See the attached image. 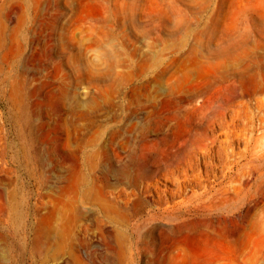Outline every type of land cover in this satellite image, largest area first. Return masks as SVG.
<instances>
[{
	"label": "rangeland",
	"instance_id": "obj_1",
	"mask_svg": "<svg viewBox=\"0 0 264 264\" xmlns=\"http://www.w3.org/2000/svg\"><path fill=\"white\" fill-rule=\"evenodd\" d=\"M28 1L31 5L25 8L26 21L22 20L18 25L21 18L14 13L8 21L9 28L0 29V41L5 44L7 53L4 59L6 72H1L0 76V192H3L0 205L6 204L10 208L9 214L0 208L1 264H108L102 239L99 251L91 253L88 202L84 195V202L79 204L75 187L76 178L82 182L87 179L86 152L97 128V124H91V110L99 108L93 113L98 124H106L107 116L112 112L106 101L101 106L94 97L104 98L115 94L114 91H134L141 69L147 68L145 63H149L163 46L168 50L159 69L167 65L170 69L160 76L152 74L149 88L154 89L157 83L161 88L169 83H173L174 89L201 87L216 105L207 102L202 104L206 108L198 107V111L208 113L210 109H218L219 104L228 103L230 109H237L239 116L230 126L237 135L231 137V144H223L222 154L233 149L228 156L237 168L248 162L252 171L250 189L246 199L242 193L212 206L205 201L195 207L175 210L169 205L179 197L167 193V202L159 208L149 203L144 211L133 216L126 228L129 238L126 242L136 245L151 224L166 226L184 215L212 217L232 227V220L240 217L248 205L246 200L251 201L254 217L264 214V0H37V10H34L33 0ZM15 24L18 25L17 32L12 29ZM199 38L203 43L210 39L217 49L204 56L189 55L186 49ZM106 49L114 52L107 58L112 56V59L120 60L111 74L108 73V61L105 64L102 58ZM188 64L194 66V74L185 72ZM22 67L26 68L29 80V115L8 102L4 93L7 85L3 79L7 76L12 79ZM118 72L120 81H114ZM151 73L152 70L147 68L143 74L151 77ZM119 100L114 105L117 112L126 102ZM142 110L134 108L138 113ZM246 114L250 117V126L245 134ZM229 117L230 112L226 119ZM179 128L183 129V124ZM202 131L209 143L215 137L216 145L227 138L220 135L224 128L218 123ZM106 136L104 134L102 142L108 146ZM202 138L201 134L188 136V140L183 137V147L187 143L200 145ZM247 143L250 151L245 154ZM178 149L174 147L172 152ZM197 156L199 161L195 168L203 171L206 164L202 155ZM211 161L221 163L217 151ZM215 171L221 174L220 169ZM155 179L167 191L176 188L174 180H167L162 175ZM77 204L82 212L76 219ZM155 235L160 243L158 233ZM36 240L35 253L31 250ZM250 254L251 264L256 258L255 264H264V231L254 232ZM170 258L149 251H126L121 259L122 264H162L163 259ZM113 263L121 264L119 261Z\"/></svg>",
	"mask_w": 264,
	"mask_h": 264
},
{
	"label": "bare ground",
	"instance_id": "obj_2",
	"mask_svg": "<svg viewBox=\"0 0 264 264\" xmlns=\"http://www.w3.org/2000/svg\"><path fill=\"white\" fill-rule=\"evenodd\" d=\"M35 1L37 0H33L34 3ZM28 2V0H0V29L5 31L9 28L8 21H10L14 13L21 18L17 21L18 25L21 24L22 20L26 21L27 13L25 12V8L26 5L27 7L31 5ZM38 6V3L33 4L34 10H37ZM17 26L16 24L12 26V29L16 32ZM202 41L201 38H199L191 45L188 43L189 47L186 49L188 54L204 56L205 53L212 54L213 51L217 49V47L211 45L209 42L210 39L207 43H203ZM170 49L173 50L171 47ZM228 49L229 48H227V50ZM235 49L237 50L236 47ZM166 50H168V47L163 46L156 56H152L153 61L151 60L149 63L146 61L147 63H145L144 67L152 70L151 77L147 74H143L147 68H142L139 73L140 76L138 75L139 77L136 78V89L134 91H114L115 94L110 96L106 95L104 98H101L100 95L94 97V101L101 106L102 103L106 101L108 106L112 109V112L109 114L107 113L109 121L106 124H98L96 122L97 118L93 117V113L99 108L94 107L91 110V124H97V128L90 137L89 151H85L88 159V163L86 162L87 179L82 182L81 179L76 178L75 183L79 204L84 202V200H82V196L84 195H86L84 198L87 199L88 202L87 230L89 233L91 253L95 254L99 251L101 248L99 246L102 245L101 241L103 240L106 249L105 258L106 260L108 259V264L114 261H119V263L122 264L121 258L126 251H128V253H134V251H149L159 256H171L169 260L163 259L161 262L162 264H251V238L255 231L258 233L264 231V214L254 217L251 201L247 200L245 203H248V205L244 207L243 212L240 213L241 216L232 220V227L222 224L221 221L216 218L202 217L200 215L191 217L184 215L178 220L176 219V222L166 224V226L151 224L136 245H130L126 242L129 239L126 234V228L130 225V220L133 216L144 211L149 203H152L155 208H159L160 204L167 202V200H165V195L167 193H170L172 197H179L178 200L173 201V203L169 205L175 210L188 206L195 207L205 201H209V206H212L218 201L233 199L237 196L239 197L242 193H244V199H246V195L250 189L252 171L250 172L248 162H246L244 166L237 168L236 163L234 161L230 162L228 156L234 151L233 149H231V152L228 151L225 153V155L222 154L224 149L223 144H231V137L237 135L236 130L231 129L230 126L239 116V111L237 109H230V103L219 104L218 109H210L211 111L208 113L198 111V109L205 106L207 102L216 105V101L201 87L195 88V90H186L184 88L174 89L173 83H169L166 87H164L163 84L161 88L160 83H157L154 89L149 88L150 80L153 77L152 74L156 73L160 76V74L170 69L169 65L166 67L163 66L164 68L161 70L159 69V66L163 64L162 62ZM233 52L235 53V51ZM111 53L114 52H108V50L102 52V58L105 59L104 63L106 64L107 61L109 62H107V67L109 69L108 73L114 70L120 63V60L112 59V56L107 58L108 55H112ZM128 54L130 55V53ZM145 54L147 55V53ZM6 55L5 44L0 41V76L1 72L4 73L6 70L4 63ZM215 55L214 53L213 56ZM184 69L187 74L191 72L194 74L193 65L188 64ZM132 73L134 72L132 71ZM118 74L119 72L114 76V81L119 80L117 77L119 76ZM3 80L5 81L4 84L7 85V90L5 88V90H3L8 102L21 113L29 115V80L26 75V68L22 67L12 79H9V76H7ZM51 96L53 95L50 94V97ZM117 98L126 100L124 104L118 105L120 108L119 112L114 108V105L118 102ZM34 99L33 101L36 100ZM54 99L52 101H54ZM39 104L41 106V103ZM135 107L143 110L138 113L134 111ZM34 108H36V106ZM203 108L205 109L206 107ZM228 112H230V117L226 119V114ZM244 120L243 130L246 134L250 126V117L248 114L244 116ZM215 123L220 124L221 127L224 128V131L220 133V135H226L227 137L225 142H222V144L220 142L219 145L215 144V137L211 139L210 143L206 141L207 138L202 131L204 128L208 129L212 124L215 125ZM181 124H183V129L179 128ZM48 131L46 132L47 134ZM104 134L108 136V146L102 142ZM198 134L203 136L200 145L187 143L190 147H187V145L183 147V137H187L188 140V136L192 137ZM174 147L180 149L176 152H172ZM251 147L253 148V146ZM214 151L220 154V164H214L211 161ZM249 151L250 148L247 143L245 145V154L249 153ZM171 153H173V155H171ZM180 153L183 154L180 155ZM199 154L202 155L203 161L206 164L205 170L203 171L195 168V165L199 161V157L197 156ZM195 155L197 157H195ZM216 168L220 169L221 174L218 175L216 173ZM159 174L167 180H174L176 188L171 191L161 188L160 185H158V181L155 179L157 175L160 176ZM211 176H213V178H211ZM0 196H3V192H0ZM79 204L76 205L77 208L74 215L76 219L82 212ZM0 208L5 211L6 214H9V205L2 204ZM169 215L171 214H168V216ZM155 233H158V239L161 241L160 243H158ZM40 237L42 236L40 235ZM37 245L36 240L33 245V250L31 251L35 252ZM131 257L133 256L131 255ZM257 262L258 258H256L253 264Z\"/></svg>",
	"mask_w": 264,
	"mask_h": 264
}]
</instances>
